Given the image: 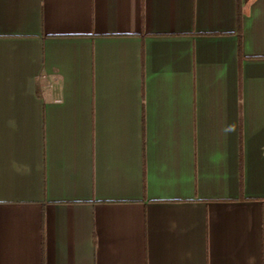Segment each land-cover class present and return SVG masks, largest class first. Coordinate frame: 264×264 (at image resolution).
<instances>
[{"label":"crops","instance_id":"obj_1","mask_svg":"<svg viewBox=\"0 0 264 264\" xmlns=\"http://www.w3.org/2000/svg\"><path fill=\"white\" fill-rule=\"evenodd\" d=\"M0 264H264V0H0Z\"/></svg>","mask_w":264,"mask_h":264}]
</instances>
